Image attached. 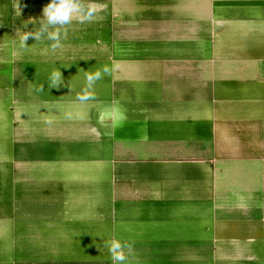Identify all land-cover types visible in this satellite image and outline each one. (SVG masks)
<instances>
[{
  "label": "crops",
  "instance_id": "1",
  "mask_svg": "<svg viewBox=\"0 0 264 264\" xmlns=\"http://www.w3.org/2000/svg\"><path fill=\"white\" fill-rule=\"evenodd\" d=\"M48 2L0 0V264H264V0H91L20 48Z\"/></svg>",
  "mask_w": 264,
  "mask_h": 264
},
{
  "label": "clouds",
  "instance_id": "2",
  "mask_svg": "<svg viewBox=\"0 0 264 264\" xmlns=\"http://www.w3.org/2000/svg\"><path fill=\"white\" fill-rule=\"evenodd\" d=\"M18 2L19 0H17V8L19 9ZM97 12L98 7L91 0H49L42 9V18L28 22L38 24L39 27L30 31L16 30L15 36H18L19 47L27 48L26 41L33 38L36 42H41L44 39L50 41L48 49L52 52L62 49V41L67 39L68 26L73 21L79 24L93 22L96 19ZM24 27H27V23ZM109 72L108 66L94 72H85L86 86L77 94L76 99L81 103L94 100L95 94L92 89L96 81L102 79L103 75ZM47 83L49 88H59L63 85L64 81L59 69H55L50 73ZM30 91L43 92L44 84L33 85ZM103 246L108 250L113 264H125L129 256L133 254V244L131 242H122L115 237L103 240Z\"/></svg>",
  "mask_w": 264,
  "mask_h": 264
}]
</instances>
